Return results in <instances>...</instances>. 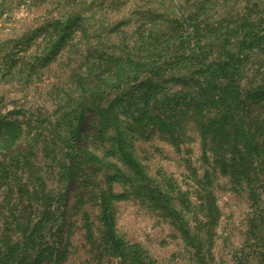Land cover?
<instances>
[{"label": "rangeland", "instance_id": "1", "mask_svg": "<svg viewBox=\"0 0 264 264\" xmlns=\"http://www.w3.org/2000/svg\"><path fill=\"white\" fill-rule=\"evenodd\" d=\"M262 7L264 0H0V122L21 128V138L12 146L0 145V162L14 158L17 176L0 186L1 242H15L17 224L39 217V201L18 193L20 185L39 196L42 191L51 194V206L62 214L59 229L49 234L48 241L56 244L48 264H128L100 240L101 228L104 232L109 224L118 239L139 245L134 251L142 264H237L236 258L248 252L244 246L251 241L247 231L253 209L246 191L234 188L209 152L204 154L195 127L188 124L175 143L151 127L144 128L143 135L133 133L126 161L110 140L112 133L96 138L92 108L112 104L117 121L131 123L123 100L140 99L145 90L140 82L146 77L86 99L80 81L91 75V82H99L93 78L97 68L105 80L106 58L124 56L128 49L136 62L144 60L149 50L162 47L177 31L196 34L203 45L210 26L221 24L215 31L224 32L220 27L226 23L258 20ZM57 22L62 26L58 36L51 26ZM61 33L63 39L54 48ZM193 43L192 38L190 46ZM171 76L178 74L165 76L159 98L185 90ZM65 108L84 112L82 134L75 141L66 134ZM69 144L77 154L86 150L93 158L79 156L81 171L62 176V154ZM129 160L139 167L135 178L144 175L170 194L191 233L203 240L199 257L185 245L173 220L130 188L132 183L124 179L131 177ZM205 192L216 206L211 226H203L205 212L199 208V195ZM260 198L264 207V186Z\"/></svg>", "mask_w": 264, "mask_h": 264}, {"label": "trees", "instance_id": "2", "mask_svg": "<svg viewBox=\"0 0 264 264\" xmlns=\"http://www.w3.org/2000/svg\"><path fill=\"white\" fill-rule=\"evenodd\" d=\"M254 8L258 7L254 5ZM257 11L261 14L258 20L241 18L234 25L226 23L228 26L220 27L224 32L219 29L215 31L221 24L216 25V28L210 26V34L203 37V45L196 34L190 35L181 30L173 36L168 35L162 47L149 50L144 60L136 62L130 49L124 56H109L105 62L107 73L103 72L105 80H101L102 75L97 68L93 78L99 82H91V75H85L80 81L86 99L97 98L107 90H118L129 82H138L146 77L145 82H140L145 87L140 99L123 100L124 103L128 102L125 107L126 119L131 123L118 122L112 104L106 107L95 105L92 108L96 115V138L112 133L110 140L126 161L129 159L126 152L128 140L134 139L135 133L143 135L141 131L144 128L156 129L167 135L171 143H175L188 124L195 127L204 154L209 152L213 163L222 174L228 176L234 188L246 191L250 208L253 209L254 215L247 231L251 241L244 246L248 252H242L236 258L237 264H264V207L260 198L261 187L264 186V7ZM70 24L71 21L65 26ZM174 24L181 27L179 21ZM51 26L58 36V27H62L60 23ZM62 35L56 39L58 43L54 48L63 39ZM192 38L194 43L190 46ZM185 45H189L190 50H185ZM170 72L171 75L178 74L170 79L186 88L176 97L159 98V84L164 82ZM67 109H64L62 119L66 134L75 141L82 134L80 125L84 112ZM0 134V145L12 146L21 138V128L14 122H0ZM70 145L64 148L62 154V176L75 175L81 171L79 156L83 160H87L86 157L93 158L92 153L86 150L77 154L70 149ZM12 159L9 158L6 163L0 162V186L16 176ZM129 161L131 177L124 179L132 183L130 188L134 187L137 195L142 196L149 207L164 211L180 231L185 245L192 247L195 256L199 257L203 240L191 233L182 213L173 206L170 194L152 185L144 175L135 178V174L140 175L139 167ZM10 185L11 181L8 186L14 190ZM17 192L39 201V217L27 225L17 224L19 236L15 242L9 244L0 240V264H45L41 262L43 260L48 264L56 244V240L48 241L49 234L59 229L62 214L58 208L51 206L49 193L42 191L39 196L38 192H32L27 187L20 188V185ZM199 200V208L205 212L206 222L203 226H211L216 212L212 195L205 192L199 195ZM99 235L102 242L109 243L108 251L112 255L128 259V264H142L134 251L139 245H128L118 239L111 224L104 232L101 228Z\"/></svg>", "mask_w": 264, "mask_h": 264}]
</instances>
